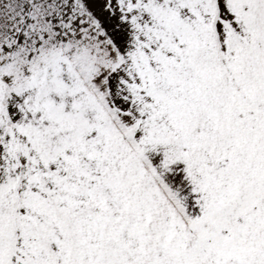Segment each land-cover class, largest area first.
Returning a JSON list of instances; mask_svg holds the SVG:
<instances>
[{
  "label": "snow or ice",
  "instance_id": "snow-or-ice-1",
  "mask_svg": "<svg viewBox=\"0 0 264 264\" xmlns=\"http://www.w3.org/2000/svg\"><path fill=\"white\" fill-rule=\"evenodd\" d=\"M0 264H264V0H0Z\"/></svg>",
  "mask_w": 264,
  "mask_h": 264
}]
</instances>
